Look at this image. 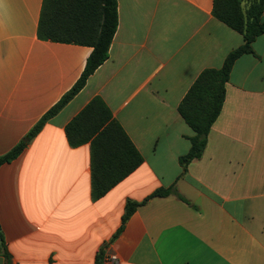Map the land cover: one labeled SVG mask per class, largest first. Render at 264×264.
I'll list each match as a JSON object with an SVG mask.
<instances>
[{
  "label": "crops",
  "instance_id": "1",
  "mask_svg": "<svg viewBox=\"0 0 264 264\" xmlns=\"http://www.w3.org/2000/svg\"><path fill=\"white\" fill-rule=\"evenodd\" d=\"M213 2L117 0L109 58L26 141L93 49L40 39L44 0H0V156L27 142L0 167V264L5 252L12 264H96L100 254L117 264H264V33L234 64L203 155L186 172L179 162L195 135L180 102L244 44ZM95 97L144 158L97 201L91 145L72 148L65 134ZM171 187L177 194L144 203ZM129 203L141 205L123 225Z\"/></svg>",
  "mask_w": 264,
  "mask_h": 264
},
{
  "label": "trees",
  "instance_id": "2",
  "mask_svg": "<svg viewBox=\"0 0 264 264\" xmlns=\"http://www.w3.org/2000/svg\"><path fill=\"white\" fill-rule=\"evenodd\" d=\"M264 0H214L213 16L240 33L244 44L226 57L220 69H206L196 79L178 106V112L194 131L189 152L179 159L183 172L201 158L208 135L220 116L232 68L237 59L255 54L253 43L264 33ZM118 27L117 0H44L38 35L41 40L91 47L85 69L72 89L33 127L25 139H33L46 122L66 106L86 85L90 76L109 58V49ZM69 145H91L92 200L104 197L111 189L139 168L144 158L123 127L100 97L92 99L65 127ZM23 139L9 153L0 156V167L17 159L25 150ZM177 194L174 187L159 189L148 199ZM179 196V195H178ZM181 200H184L179 196ZM139 203H129L123 225ZM123 226L120 231H122ZM119 231V233H120ZM7 264L10 256L4 253ZM103 254L96 264H106Z\"/></svg>",
  "mask_w": 264,
  "mask_h": 264
},
{
  "label": "built area",
  "instance_id": "3",
  "mask_svg": "<svg viewBox=\"0 0 264 264\" xmlns=\"http://www.w3.org/2000/svg\"><path fill=\"white\" fill-rule=\"evenodd\" d=\"M106 262H107L108 264H117V263H118V259H117L116 256H110V257L106 260Z\"/></svg>",
  "mask_w": 264,
  "mask_h": 264
},
{
  "label": "water",
  "instance_id": "4",
  "mask_svg": "<svg viewBox=\"0 0 264 264\" xmlns=\"http://www.w3.org/2000/svg\"><path fill=\"white\" fill-rule=\"evenodd\" d=\"M26 141H28V139H26Z\"/></svg>",
  "mask_w": 264,
  "mask_h": 264
}]
</instances>
